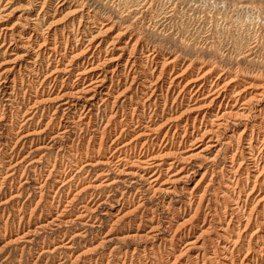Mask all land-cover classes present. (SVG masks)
<instances>
[{
    "label": "rangeland",
    "instance_id": "374dc122",
    "mask_svg": "<svg viewBox=\"0 0 264 264\" xmlns=\"http://www.w3.org/2000/svg\"><path fill=\"white\" fill-rule=\"evenodd\" d=\"M42 1L3 0V7L0 5V27L8 26L5 30L12 33L13 37L11 49L1 53L0 60L14 57L15 52L22 54L17 60L16 70L20 63L27 62V56L33 55V48L38 47L37 41H41L45 35L52 36L55 29L60 39L70 33L69 42L73 47L69 48L68 54L75 47L74 27L78 26L83 12L73 10L78 1L69 0L67 5L58 6L56 0H46L44 12L41 9ZM88 4L96 8L101 18H108L105 27L113 24L112 29L101 37L110 38L120 27L129 25L120 43H124L131 34L134 38L140 36L142 43L155 45L159 49L160 61L178 57L180 64L174 73L192 61L185 77L208 70L209 78L216 80L218 74L224 72L218 81L222 83L230 76H236L238 88L252 83L245 87L241 96H253L245 104H241L242 100L234 102L231 99L228 104L224 100L219 105L221 98H218L212 103L199 102V106L194 101L184 100L172 108L169 105L173 103V97H170L163 112V103H160L157 106L159 114L153 119L155 135L158 134L160 138L169 128L170 135L176 129L175 141L180 140L183 133L184 140L200 135L198 133L203 131L205 125L212 128L196 143L178 145L175 142L173 147L170 144L158 147L163 149L162 152H167L166 160L191 155L189 161L196 171L188 179L162 185L173 184L171 191L162 189L156 192L149 188L144 177L126 173V169L137 168V165H121L120 169L124 167V170H120L114 168L112 163L105 162L109 155L107 146L116 135L113 129L110 132L106 130L103 144L99 147V135L109 114L113 115L114 121L110 123V127H113L117 120L128 113L131 105L138 104L136 99L141 100L142 93H135L137 82L128 89L124 87L130 80L121 82L118 92H113L106 103L100 105L98 112L95 107L89 125L85 124L89 117L82 118L78 122L84 126V130L74 127L76 133L72 132L68 138L51 137L59 130L62 114L58 110L53 113L57 104L55 101L43 102L31 113L28 110L24 116L32 118L24 125L21 134H29L18 140L13 154L11 146L19 136L17 124L10 123V106L0 103V111L8 113L4 120L5 130L0 137V264H147L150 259L160 264L159 258L166 255L169 258L164 264H172L174 256L181 250L182 256L174 264H246L248 260L244 254L247 244L256 249L264 243V237L256 238L257 234L264 233V222L257 234L254 233L256 235H250L260 220H264V180L257 182L249 193L245 209L234 208L237 196L239 200L246 198L253 185L252 175L245 184L244 169L251 133L255 149L263 155L260 162L264 163V110H259L264 106V93L259 94L264 89L261 86V81H264V0H88ZM39 9L41 14L37 17ZM83 21L85 23L84 18L81 23ZM98 27L101 24L96 23L92 30ZM31 33L33 35L29 36ZM83 42L76 46L75 52L81 50ZM140 48L134 53L139 62ZM121 51L115 46L107 56ZM128 54V50L124 52L123 62ZM67 58L64 57L62 62L67 61ZM40 59L42 75L52 68V63L45 67L46 57L41 55ZM115 64L116 60H108L104 68L109 70ZM137 67L141 68L139 64ZM26 69L21 66L20 74H26ZM77 70L78 67L74 66L69 73L57 72L67 78L64 82L57 79L54 90L69 89ZM108 74L111 75L110 72ZM26 80V83L30 81L28 77ZM107 83H110V79ZM122 89L126 90L122 92L125 96L118 94ZM130 94L132 98L128 97ZM200 98V101L205 100ZM177 101L174 104L179 103ZM43 107L45 109L42 111ZM225 109H232V112H227L219 126H216L217 119L208 122V117L201 123L204 112L215 113ZM117 110L118 113L115 112ZM47 121L50 124L45 126ZM97 125L100 128L94 129ZM216 134L217 145L200 151L206 144L207 136ZM124 139L126 136L118 142ZM6 140L10 142L8 146L3 144ZM60 144L72 146L59 149ZM76 149L78 154L73 153ZM232 152H235L233 161L229 157ZM182 160H178V163H184ZM53 163L55 167L48 175ZM68 164H72L71 169ZM63 169L68 174L64 180L62 178L66 174L62 176ZM205 169L207 171L201 177ZM10 170H15V174L9 175ZM256 171L254 169L252 173ZM70 177L72 179L68 180ZM235 177L237 180H234ZM105 178H116L117 181L106 184ZM263 178L264 170L258 179ZM196 181L198 185L194 187ZM206 184L207 191L199 199L197 192H202ZM59 188L61 190L55 194ZM109 192L111 195L107 196ZM73 195L77 197L72 202L68 201ZM102 200L106 201L96 207ZM94 202L97 203L93 205ZM82 203L89 206L87 208L91 211L87 213L90 216L77 217L83 209L80 207ZM64 207L66 209L59 214ZM251 207L253 216L244 228L246 213ZM231 215L233 217L230 220ZM188 241L190 243L187 244ZM224 244L227 248L223 247ZM198 252L203 255L195 256Z\"/></svg>",
    "mask_w": 264,
    "mask_h": 264
},
{
    "label": "bare ground",
    "instance_id": "6f19581e",
    "mask_svg": "<svg viewBox=\"0 0 264 264\" xmlns=\"http://www.w3.org/2000/svg\"><path fill=\"white\" fill-rule=\"evenodd\" d=\"M45 1L46 0H43L41 4V9H43V12L45 11V9L43 8ZM77 1L78 3L75 4L76 7L73 10L83 11V12H81V15L79 17L78 26L74 27L76 29V33L73 36V41H74L73 44H75L73 51L71 50L70 53L68 54V50H70L69 48L73 47V45L71 44L72 45L71 46L69 42L71 38L70 33L66 34L64 37H62V39H60L57 36V31L55 29L53 34H51L52 36L45 35L42 37L41 41L40 40L37 41L38 47L33 48L35 49L34 50L35 52L33 53V55L27 56V62L25 64L20 63L19 68H17V70H16V66L18 64L17 60H19L22 54L15 52L14 57L4 58L2 61L0 60V64L2 65L0 66V103L2 105L10 106V108L8 109L9 111L8 113L11 114L10 123H13V124L16 123L17 124L16 131L19 132L18 138H16V140L13 142V146H11V152L12 154L14 153V148H15V145L18 143V140H20L21 138L24 139V137L27 134H29V133L21 134V132L23 131L24 125H26L29 122V119L32 118V116H28V117L24 116L25 113L28 112V110H30L29 113H31L33 110L35 109L37 110V108L40 107V105L43 102L55 101L57 104L54 107L53 113L58 110V111H62L61 112L62 114L60 116V120L58 124L59 130L58 132L54 133V135H52L51 137L52 138L59 137L61 139L68 138L70 137L69 135L72 132L76 133V131L73 130L74 127L78 126L80 130H82V128L84 130V126H82V124H80L78 121H81V119L84 117H89V120L85 123L86 126H88L89 125L88 123L90 122L92 118V112L95 109V107H97V112H98L100 105L106 103L105 101L109 99V97L111 96V94H113V92H118V85H120L121 82H126V81L128 82V80H130V83L126 87H124V89H128V87H130L132 84L137 82L138 84L135 87V93L136 91H139L140 93H142L140 95L141 100L136 99V103L138 104L131 105V108L128 111V113L126 115H123L121 119L117 120L114 123L113 127H110V123L114 121L113 115L112 114H109V116L106 115L108 116L107 118L105 117L106 123H104L103 130L100 132V135H99L100 137V142L98 141L99 147H101L103 144V139H104V136L106 135V130L107 132H110V130L112 131L113 129L116 135L112 138L111 143L108 144L107 146V149H109L108 150L109 155L106 157L105 162L112 163L114 168H117V169H120V167L125 166V165L135 164L137 165V168L126 169L127 174L136 173V174H139L141 177H144L149 184L148 185L149 188H151L155 192L160 191L162 189L171 191L173 184L169 186H162V185L168 182L174 183L182 179H188L189 177H191L192 173L196 171L193 165H191L189 161L190 158H192V156L188 154V156H180V158H177V159H170V160L167 159L166 160L165 155L167 152H162L163 149H160L158 147H161V146L164 147L169 144L172 145L170 147H173L175 142H178V145H181L182 143L185 144L187 142H189V144L196 143V141H198L199 139H202L201 137H203L204 134H206L207 132H210L211 131L210 129L212 127L208 128V125H205L203 128V131L198 133L200 135H195L189 140H186V139L184 140L185 133H183L181 135V139L175 141L174 134H175L176 129L175 131H173V134L170 135V128L167 129L166 132L163 134V136L160 138L158 134L155 135L156 131L154 130L155 127L153 125L154 116H157L159 114V112L157 111L158 110L157 106L161 105L160 103H163V107H162V112H163L170 97H173L172 99L173 103L169 105L170 108L174 107V105L177 106L178 104H181L182 102H184V100H188L189 102L194 101L193 103L195 104L198 103V106H199L201 104V103L199 104V102H202L203 104L207 102L212 103L216 101L218 98L219 99L221 98L219 105L224 103L225 102L224 100H226L225 104H228L231 99L234 102L242 100L241 104H245L252 98L253 94L250 95L249 97L247 96L242 97L241 93L242 91L245 90V87L251 86L252 83L251 85L238 88L236 86L237 85L236 76H230V78L224 80L221 83L220 81H218V79L222 77L224 72L219 73L216 80H211V78H209L208 76V73H209L208 70L199 72L196 75H190L189 77H185L184 75L187 73V71H189L188 69L190 68L192 61L190 63L188 62V64L184 63L186 64V66L183 64L185 67L179 72L174 73V69L176 68L177 65L180 64L178 63L177 56L171 59L170 58L167 59L168 61L167 60L160 61V59H158V53L160 51L155 45L151 46L148 43L147 44L142 43L143 41L140 36H138L137 38H134L132 34L128 37L127 40L124 41V43H120V38H122V36L128 31L129 25H125V26L123 25L122 28L120 27V29L117 30L115 34L111 35L110 38L106 39L105 37L104 38L101 37V35H103L104 33H107L108 31L112 29L111 25L113 24L105 27V25L108 24V22H106L108 18H104V17L101 18L98 15V12L95 10L96 8L92 7V4H88V0H76V2ZM68 2L70 1L69 0H56V5L58 6H61L64 4L67 5ZM2 3H3V0L2 1L0 0L1 6L4 5ZM1 6L0 8L3 7ZM41 9H39V11L37 12L38 13L37 17H40ZM1 16H2V12H0V17ZM83 18L85 19V23L84 21L83 23H81ZM43 19H44V15H43L42 20ZM96 23L101 24V27H98L96 30H92L93 27L96 26ZM6 27L8 26L3 25L0 27V54L1 53L4 54L8 49H11L12 47V39H13L12 33L9 34L8 31L5 30ZM34 29H37V28H34ZM32 35L33 33H31V35L29 36H32ZM9 37L10 39H8ZM83 40L85 42V43L83 42L84 46L81 48L80 51L77 50L78 52H75L76 46L80 45ZM115 46L121 49L122 51L119 52L118 54L107 56L109 51H111V49ZM140 46H141L140 48L141 56H140V62H139L137 60L138 58L135 57L134 53L136 52L137 49H139ZM127 50L129 54H128V57L123 62L122 60H123L124 52ZM24 55H28V54L24 53ZM41 55H44L47 59L45 63V67L46 66L48 67V65L52 63V68H49L48 71L43 73L42 75L40 74L41 71H43L42 66L41 65L39 66V64H41L40 60H42L40 59ZM66 56H68L67 61L62 62V59ZM111 59L116 60V64L111 69L106 70L104 66L108 62V60H111ZM8 61H11L12 63L8 64ZM170 63L172 64L170 65ZM137 64H139L141 68H138ZM21 66H25V68H27L26 74L25 73L20 74ZM74 66H77L78 70L74 74V77L72 79V82H73L72 85L67 90L58 89V91L56 92V90L54 89H55V82L57 81V79L60 78L61 82H64L65 79L67 78V76L65 75L57 74V72H61V73L63 72V74L64 72L69 73L70 71L74 69ZM108 72H110L111 75H109ZM25 76H27L30 80L27 83H26L27 77L25 79ZM33 76L38 77V78L36 79ZM109 79H110V83L108 84L107 82L109 81ZM261 86L264 88V81H261ZM116 87H117V90H115ZM124 89H122V91H119L118 94L121 93V96L122 95L125 96V94L122 93L123 91H126ZM262 93H264V89L259 94L261 95ZM118 94H116V96ZM128 97L132 98V95L130 94ZM199 97H201L200 99H205V100L200 101ZM177 100H179V103H177L178 102ZM175 101L177 102L174 104ZM190 105L191 104H187V106H190ZM191 106H195V105L193 104ZM241 108L242 107H239L238 109H241ZM44 109L45 107L42 108V111ZM146 109H149V111ZM262 109L264 110V106L259 108V110H262ZM231 110L232 109L230 110L225 109L222 112L218 111L215 113L214 112L211 113L210 111L209 113L204 112L200 121L201 123H203L204 121L203 119H205L206 117H208V120H207L208 122L210 121L212 122V120L217 119L218 123L216 124V126H219L223 122L222 120L226 116L227 112H232ZM115 112L118 113V110ZM8 113H6L5 111L4 112L0 111V137H2L4 133V130H5L4 120L5 118H7ZM196 117L197 116H195L194 118ZM118 123L120 124V126H118ZM48 124L50 123H48L47 121L45 126ZM108 127H109V130H108ZM97 128H100V126L97 125V127H94V129H97ZM131 130H134V131L131 132ZM185 131H186V128H185ZM124 136H126V139L118 142V140ZM217 136L218 134L207 136L208 139L206 141V144L200 149V151L206 149L207 147H210V146L212 147V146L217 145V141H218ZM91 137L92 135L90 136V138ZM253 137L254 136L251 133L248 139L249 144L247 146L249 148L248 150L249 155L245 156L246 160H245V166H244L245 173H246L245 184L248 183V178H250V175H252L254 176V180H252L253 185L251 186L250 191L247 192L246 198L239 200L240 197L239 195L237 196L234 202L235 210L236 209L241 210V209L246 208V202H247L249 193L256 187L257 182L259 181L263 182L264 180V178L262 180L258 179L262 171L264 170V163L261 164L260 162L263 155H261V153L259 151L257 152V150L255 149V145L252 143ZM9 143H10L9 140H6L3 142L4 146H8ZM71 146L72 144L69 146L60 144L59 149H64L65 147H71ZM39 147H41V145H39ZM77 151L78 149H76V152H73V153H77ZM12 154H10L11 157H12ZM234 155H235V152H232L230 154L229 157L231 161H233ZM41 156L40 158H42ZM180 159L181 160L183 159L182 161L184 163L179 164L178 160ZM242 161L238 162V164L240 165ZM73 163L76 164V162H73ZM88 163L89 162H87L86 164ZM29 164H31V162ZM259 165H260V168H259L260 170L257 169ZM67 166H69L70 169L72 168V164H68ZM54 167H55V163L52 164V168H50L48 175L51 174L50 172L52 171ZM78 167H82V166H78ZM233 167H231V169ZM123 168H121L120 170H124ZM11 169H14V168H11ZM254 169L257 170L256 173H252V170ZM25 170H26V167L23 169V172ZM62 171H63L62 176L66 174L65 178H62V180H64L68 177L67 176L68 174L66 172V169H63ZM78 171H80V169ZM206 171L207 169H205L202 172L201 177L204 176ZM14 172L15 170H10V172L8 173L9 175H13L15 174ZM70 179H72V177L68 178V180ZM57 180H61V179L57 178ZM105 180H107L106 184H112L115 181H117L116 178H113L111 180H108V178H105ZM234 180H237V177H235ZM198 181H196L194 187L198 185ZM226 185L228 186L229 184L227 183ZM206 186L207 184L202 189L203 190L202 192H197L198 193L197 197L199 199H202L204 197L207 191ZM260 188L261 187H259V189ZM60 190H61L60 188L56 189L55 194L59 192ZM121 193L124 194V192H121ZM110 195H111V192L107 194V196H110ZM54 196L55 195H53V197ZM74 197L75 195H73V197L68 201L72 202V199ZM121 198H119L118 200L120 201ZM58 201L60 202V199ZM90 201L92 200L90 199ZM105 201L106 200H102L99 204H97L96 207H99V205L101 203H104ZM96 203L97 202H94L93 205H95ZM92 206L90 207L92 208ZM80 207H82L83 209L80 210L77 217L82 216V215L90 216V214L87 213V211L90 212L91 210L87 208L89 207L87 206V204L82 203ZM96 207H94L93 209H95ZM262 208L264 210V204ZM65 209L66 207H64L62 211L59 212V214H62V212ZM252 210L253 209L251 207L249 211L246 213L247 216H246V223H245L244 228L248 225V223L250 222L253 216ZM232 217L233 216L231 215L230 220L232 219ZM230 220L227 222V224H229ZM263 222L264 220H260L259 224H257L258 225L257 228L250 233L251 236L257 234V231H259L260 226H262ZM225 229L226 228H224V230ZM153 236H156V234H153ZM238 237L239 236H237V238ZM260 237H264V233L260 235L258 234L256 235L257 240ZM235 241L236 240H234V242ZM188 243H190V241H188L187 244ZM223 247L227 248V245L224 244ZM258 247L259 248L255 249V248H252V246L249 243L247 244L246 254H244V258L246 257L248 260L246 264H264V243L260 244ZM146 248L144 249V252ZM216 251H214L215 254L217 253ZM181 252L182 250L180 251L179 254H176L174 256L175 259L171 261L172 264H174L175 260H177L179 257L182 256ZM142 254L144 255V253ZM200 254L201 253L198 252L197 254H195V256H198ZM167 256L169 255H166V257ZM166 257L159 258L161 261L160 264H164V262L168 261L169 257L167 258ZM147 264H155V263L153 260L151 261L150 259V262H148ZM184 264H187V262H185Z\"/></svg>",
    "mask_w": 264,
    "mask_h": 264
}]
</instances>
